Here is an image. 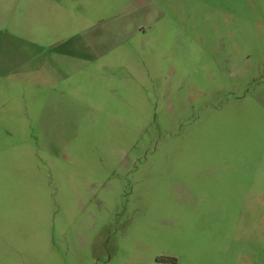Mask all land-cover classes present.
<instances>
[{
    "label": "rangeland",
    "instance_id": "obj_1",
    "mask_svg": "<svg viewBox=\"0 0 264 264\" xmlns=\"http://www.w3.org/2000/svg\"><path fill=\"white\" fill-rule=\"evenodd\" d=\"M155 4L60 113L0 79V264H264V0Z\"/></svg>",
    "mask_w": 264,
    "mask_h": 264
},
{
    "label": "crops",
    "instance_id": "obj_2",
    "mask_svg": "<svg viewBox=\"0 0 264 264\" xmlns=\"http://www.w3.org/2000/svg\"><path fill=\"white\" fill-rule=\"evenodd\" d=\"M156 1L0 0V79L18 92L6 105L27 114L60 113L64 99L72 98L61 90L70 80L66 69L75 68L79 59L92 62L95 52L107 53L122 44L104 48L93 38L80 44L76 37L94 36L96 19L105 26L110 19L120 20L111 30L99 29L101 35L140 33L153 24L149 20L154 14H164ZM150 3L154 7L144 11Z\"/></svg>",
    "mask_w": 264,
    "mask_h": 264
}]
</instances>
